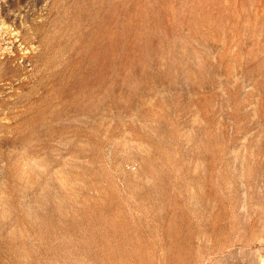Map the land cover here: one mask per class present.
Listing matches in <instances>:
<instances>
[{
    "label": "rangeland",
    "instance_id": "obj_1",
    "mask_svg": "<svg viewBox=\"0 0 264 264\" xmlns=\"http://www.w3.org/2000/svg\"><path fill=\"white\" fill-rule=\"evenodd\" d=\"M0 264H264V0H0Z\"/></svg>",
    "mask_w": 264,
    "mask_h": 264
}]
</instances>
